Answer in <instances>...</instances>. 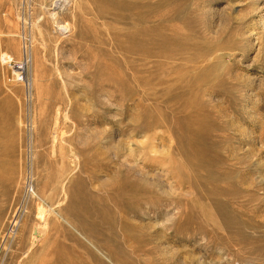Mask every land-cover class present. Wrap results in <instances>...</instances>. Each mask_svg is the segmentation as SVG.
Here are the masks:
<instances>
[{"label":"rangeland","instance_id":"1","mask_svg":"<svg viewBox=\"0 0 264 264\" xmlns=\"http://www.w3.org/2000/svg\"><path fill=\"white\" fill-rule=\"evenodd\" d=\"M62 1L0 0V264H264V0Z\"/></svg>","mask_w":264,"mask_h":264},{"label":"bare ground","instance_id":"2","mask_svg":"<svg viewBox=\"0 0 264 264\" xmlns=\"http://www.w3.org/2000/svg\"><path fill=\"white\" fill-rule=\"evenodd\" d=\"M50 0H42V3L43 4H48V2H49ZM52 1V0H51ZM130 1H132V0H63L62 2H61V6H62V3H64L65 4V2H67V4L65 5V9L66 10H68L67 12L69 13H71V15H70V18H66V14L65 15H61L62 14V12H57V13H55L56 15H55V17H56V19H58V18H60V17H62V20L63 21H65V23H67V27H69L70 28V32H71V36L73 35V36H75L76 37V35H78L79 37H80V35L78 34V32H80L81 33V35H82V32H83V25L84 24H88V26L90 27V25H94V26H96V25H98L100 28H105L107 31H108V34L109 35H111L112 36V27L110 28V26H109V24L112 22V20L114 21L115 19H118V17H120V15L122 14H124L123 16H121V17H124V16H126V13H128V15H131V14H133L134 13V11H138V10H136V9H138V8H140V5H139V7H138V5L137 4H134L133 3V1L130 3ZM54 3V2H53ZM139 3V2H138ZM145 4V3H144ZM142 5L141 7L142 8H144L145 7V5ZM54 5V4H53ZM137 5V6H136ZM60 6V7H61ZM59 7V8H60ZM64 7V6H63ZM127 8V9H126ZM124 9H126V10H130L131 12L133 11V13H131V14H129L130 13V11L128 12V11H126V12H123V13H121ZM140 10V12H141V9H139ZM121 11V12H120ZM65 13V12H64ZM121 13V14H120ZM136 13V12H135ZM67 17H68V14H67ZM120 17V18H121ZM109 18H111L112 20H109ZM120 18H119V20H120ZM139 18V17H138ZM62 21V22H63ZM116 22H118V21H116ZM36 24H37V22H35ZM113 23V22H112ZM66 25V24H65ZM33 26H35L34 24H33ZM35 27H39V25L38 26H35ZM82 27V28H81ZM87 27V26H86ZM91 27H93V26H91ZM97 27V26H96ZM81 29V30H80ZM93 29H94V27H93ZM92 29V30H93ZM99 29V28H98ZM111 29V30H110ZM40 30H42V29H40ZM80 30V31H79ZM103 30V29H102ZM144 30H146V29H144ZM143 30V32L145 33L146 32V34H147V36L149 35V33H147V31H144ZM97 31H98V35H99V37H97L98 39L100 38V33H99V31L100 30H96L95 32V35L97 34ZM105 31V30H104ZM139 31V30H138ZM137 31V32H138ZM102 32V31H101ZM133 32V34H131L130 32V34H131V36H133L134 35V37H132L131 39H132V41H131V43H130V41L128 42V41H126V43L128 42V43H130V44H132V43H134V44H136V45H141V42H140V37H138L139 39H137V36H136V38H135V34H134V31H132ZM136 32V33H137ZM93 33V32H92ZM120 33V32H119ZM104 34V33H103ZM141 34H143V33H140V35ZM94 35V34H93ZM145 35V34H144ZM101 36H104V35H102L101 34ZM108 36V35H107ZM114 36V35H113ZM84 37V36H83ZM83 37H81V39L83 38ZM89 37H90V39H92V38H94V37H92V34H91V36H90V34H89ZM105 38H106V36H104ZM164 37V36H163ZM88 38V37H87ZM87 38H85V39H87ZM111 38V37H110ZM110 38H109V41H110ZM145 38V37H144ZM148 38V37H147ZM95 39H96V37H95ZM107 39V38H106ZM105 39V40H106ZM115 39V38H114ZM113 39V40H114ZM129 39V37L127 36V40ZM93 40V39H92ZM99 40H102V42L101 43H105V41L103 40V39H99ZM130 40V39H129ZM147 40V39H146ZM96 41V40H95ZM107 41H108V39H107ZM93 42H94V40H93ZM97 42V41H96ZM111 42V41H110ZM114 42V41H113ZM98 43H100V42H98ZM127 43V44H128ZM145 43H147L146 41H145ZM114 44H115V42H114ZM126 44V45H127ZM121 45V44H120ZM136 45H135V47H136ZM143 45H145V44H143ZM128 46H130V45H128ZM134 46V45H133ZM133 48V47H132ZM132 48H130V49H132ZM137 48V47H136ZM138 48H142V46L140 47H138ZM125 52V51H124ZM134 190H136L135 188H134ZM144 190H146V188L144 189ZM134 192V194L136 193L135 191H133ZM148 192V191H147ZM149 197V196H148ZM151 199V198H150ZM146 200V199H145ZM148 200V199H147ZM155 200H156V198H155ZM153 203H154V201H152ZM153 207H154V205L151 203V200H148V208L149 209H153ZM147 208V207H146ZM40 209V208H39ZM42 210H43V208H42ZM40 211L39 213L40 214H42L43 213V211ZM42 217V216H41ZM41 219V218H40ZM242 222V221H241ZM37 228V227H36ZM35 231H36V236L38 235L39 236V232H38V230L37 229H35ZM35 233V232H34ZM136 248H138V247H136ZM136 248H133V249H136ZM166 248V247H165ZM143 252V251H142ZM147 252V251H146ZM140 254V253H139ZM144 254H146V253H144ZM174 257V256H173Z\"/></svg>","mask_w":264,"mask_h":264},{"label":"built area","instance_id":"3","mask_svg":"<svg viewBox=\"0 0 264 264\" xmlns=\"http://www.w3.org/2000/svg\"><path fill=\"white\" fill-rule=\"evenodd\" d=\"M5 65H7L8 67H13L16 68V70L13 74V76H15V78H17L18 81H22V82H26L25 81V70L27 69V63L26 61H20V62H15L13 58L9 57V56H5L3 58Z\"/></svg>","mask_w":264,"mask_h":264}]
</instances>
